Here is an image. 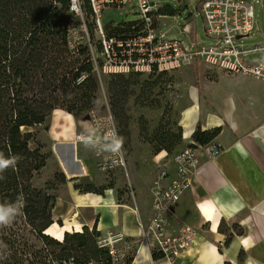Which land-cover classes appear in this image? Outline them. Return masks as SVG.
Instances as JSON below:
<instances>
[{
    "label": "trees",
    "instance_id": "16d2710c",
    "mask_svg": "<svg viewBox=\"0 0 264 264\" xmlns=\"http://www.w3.org/2000/svg\"><path fill=\"white\" fill-rule=\"evenodd\" d=\"M85 4H81V18L70 10L71 0H0V152L21 157L15 169L3 173L0 202L15 201L19 194L25 202L12 224L0 228V264H114L96 223L91 228L83 226L79 232H64L60 240L47 234L54 224V193L67 179L56 171L50 181L39 183L51 153L38 142L36 129L55 112L84 120L96 110L99 89L89 44L97 50L99 47L93 39L94 17L86 0ZM135 24L131 21L104 29L107 35L122 36ZM74 31L77 43L72 38ZM124 80L123 75H110L107 83V106L114 121L120 117L127 120L125 104L133 95L130 87L135 85ZM136 100L148 104L142 88ZM220 131L219 127L204 131L197 127L192 144L206 145ZM118 135L127 138L119 130ZM153 141L157 142L155 156L160 152L168 155L180 143L181 135L163 134L159 129ZM73 188L98 195L105 190L95 191L90 185L81 190L77 184ZM56 224L62 227L60 220ZM231 230L242 235L237 225ZM231 237L227 236L224 246ZM151 257L158 259L154 254ZM130 262L127 256L121 264Z\"/></svg>",
    "mask_w": 264,
    "mask_h": 264
},
{
    "label": "crops",
    "instance_id": "0c3cea01",
    "mask_svg": "<svg viewBox=\"0 0 264 264\" xmlns=\"http://www.w3.org/2000/svg\"><path fill=\"white\" fill-rule=\"evenodd\" d=\"M258 11L264 12V7L259 6ZM159 14V20L166 18L165 14ZM257 22L255 12L256 25ZM178 36L197 42L188 21L179 28ZM249 56L252 55L245 57L248 61L260 60H250ZM226 84L225 89L212 94L220 107L215 116L205 114L203 125V130L221 128L214 140L220 152L213 160L199 157L198 167L190 174L191 189L166 214L170 233L184 226L196 232L178 264H264V84L240 76ZM85 128L80 124L79 130ZM165 156L166 153L162 158ZM173 168L170 164L169 179L174 175ZM72 189L67 197H56L51 211L54 224L47 234L60 240L64 232H79L83 226L91 228L96 223L97 231L102 234L122 237L123 242L116 245L118 248L131 245L130 264L154 263L139 237L151 213L150 187L149 209L141 205V214L136 207L117 204L113 190L100 196L80 194ZM79 213H91V217L83 224H76ZM65 219L72 222L67 223L69 228L52 233L56 221L62 223ZM232 225L241 228V236L232 232ZM230 234L229 244L224 246Z\"/></svg>",
    "mask_w": 264,
    "mask_h": 264
},
{
    "label": "built area",
    "instance_id": "2783aa9c",
    "mask_svg": "<svg viewBox=\"0 0 264 264\" xmlns=\"http://www.w3.org/2000/svg\"><path fill=\"white\" fill-rule=\"evenodd\" d=\"M86 1L94 17L99 47L97 50L93 44H89L97 75L169 73L199 63L226 75L249 78L264 84V58L254 62L245 59L248 55L264 54V43L246 48L237 42L248 38L256 26L254 6L248 0H200L198 10L204 23V32L215 42L212 45H199L193 40L191 47L183 40L158 36V20L161 15L158 4L151 0ZM259 2L260 7H264V0ZM131 6L138 12L132 31L122 36L107 35L100 22V15L111 10L125 12ZM70 10L82 18L79 0H71ZM82 30L85 32L84 24ZM72 38L74 43L78 42L75 31ZM105 108V113L98 114L93 110L80 122L86 128L79 130L71 143L73 146L89 144L97 173L109 176L120 172L126 176L123 147L118 158L105 150L111 130L115 129L118 133L108 106ZM219 152V145L212 141L203 146L192 144L185 147L176 152L170 162L166 161V156L154 161L157 172L149 190L151 213L139 234L149 254L158 257L153 264H178L182 253L193 242L196 232L189 226L175 233L168 231L166 214L191 189L190 174L198 167L199 157L203 155L213 160ZM170 164L174 167V175L169 179ZM127 188L134 201L131 185L128 184ZM121 242L123 239L120 235L107 234L104 240L114 264H121L127 256L133 254L131 245L122 248L116 246Z\"/></svg>",
    "mask_w": 264,
    "mask_h": 264
},
{
    "label": "rangeland",
    "instance_id": "374dc122",
    "mask_svg": "<svg viewBox=\"0 0 264 264\" xmlns=\"http://www.w3.org/2000/svg\"><path fill=\"white\" fill-rule=\"evenodd\" d=\"M79 1L83 7L86 6L85 0ZM151 1L157 3L159 12L166 16V18L159 20L158 36L162 35L166 39L179 38L188 47H191V41L186 36H178L179 28L188 21L192 27V34L199 45L214 44L215 41L209 38L203 30V21L198 10L200 0ZM248 1L254 6L258 22L248 38L237 41L241 46H252L264 42V12L258 11L259 0ZM166 2L172 4V8L164 9L166 6L163 3ZM137 14V10L132 6L125 12L106 11L100 15V22L104 28L109 25L114 27L119 23L136 20ZM93 39L96 43L97 35L95 32ZM248 58L250 60L262 59L264 54L252 55ZM109 77L110 75L96 74L99 90L95 109L98 114H103L106 111L105 107L109 99L107 94ZM123 77L125 78L124 81L129 82L130 85H135L130 87L133 95L127 99L125 104L127 120L125 121L124 117H120L118 121L115 120L118 130L127 135V138L123 139L122 146L127 175H122L120 172L109 176L97 173L93 166L95 161L92 158L90 147L86 148L84 145H76L75 147L70 143L73 133L79 131L82 120L62 112H55L43 125L36 129L38 142L46 151L51 153L39 183L43 184L50 181L53 173L60 171L65 175L67 182L57 188L54 193L56 197H67L74 184L79 185L81 190L90 185L95 191L105 189L100 196L105 191L113 190L117 204L130 208L136 207L138 213L141 214V205L143 209H146V206L149 209L148 190L157 172V167L153 162V157L157 153V142L153 141V135L159 129L163 134L175 135L180 133V143L170 154L166 155V161L170 162L176 152L192 145L191 136L197 127L203 130L204 119L207 117L205 114L217 115V110L220 107L219 101L212 94H216L218 89H225L227 87L226 81L239 76L226 75L221 71L194 63L163 75L134 76L125 74ZM245 79L250 80L249 78ZM140 88L148 96L147 105H142L136 100ZM212 129L214 128L208 130ZM71 179L74 181H70ZM71 182L73 183L68 184ZM128 184L134 191V201L129 194ZM108 186H112V189H106ZM72 190L78 192L74 188ZM78 216L76 224H83L91 217V213H79ZM68 222L66 219L62 222L63 228L55 223L52 233L59 230L62 232L65 228L68 229L70 226L67 224ZM106 236L102 234L103 239Z\"/></svg>",
    "mask_w": 264,
    "mask_h": 264
},
{
    "label": "clouds",
    "instance_id": "9594fccd",
    "mask_svg": "<svg viewBox=\"0 0 264 264\" xmlns=\"http://www.w3.org/2000/svg\"><path fill=\"white\" fill-rule=\"evenodd\" d=\"M106 135H109L106 133ZM84 143L83 141H81ZM86 148L89 144L84 143ZM123 146V137L119 136L115 129H112L107 140L106 151L109 152L114 158H118ZM21 157L17 154L5 155L0 152V180L5 177L3 173L9 169H15ZM24 198L22 194L17 195L16 200L12 202H0V228L8 227L12 224L15 217L20 214L24 206Z\"/></svg>",
    "mask_w": 264,
    "mask_h": 264
},
{
    "label": "bare ground",
    "instance_id": "6f19581e",
    "mask_svg": "<svg viewBox=\"0 0 264 264\" xmlns=\"http://www.w3.org/2000/svg\"><path fill=\"white\" fill-rule=\"evenodd\" d=\"M165 155V152H160L157 156H155V161L162 159V157Z\"/></svg>",
    "mask_w": 264,
    "mask_h": 264
},
{
    "label": "water",
    "instance_id": "95a60500",
    "mask_svg": "<svg viewBox=\"0 0 264 264\" xmlns=\"http://www.w3.org/2000/svg\"><path fill=\"white\" fill-rule=\"evenodd\" d=\"M163 5H165V6L169 7V8H172V4H170V3H168V2L163 3Z\"/></svg>",
    "mask_w": 264,
    "mask_h": 264
},
{
    "label": "snow or ice",
    "instance_id": "6c2138e0",
    "mask_svg": "<svg viewBox=\"0 0 264 264\" xmlns=\"http://www.w3.org/2000/svg\"><path fill=\"white\" fill-rule=\"evenodd\" d=\"M245 243H247V242H245Z\"/></svg>",
    "mask_w": 264,
    "mask_h": 264
}]
</instances>
